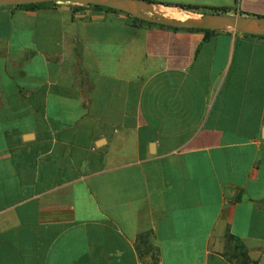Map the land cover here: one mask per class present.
<instances>
[{
    "label": "crops",
    "instance_id": "obj_1",
    "mask_svg": "<svg viewBox=\"0 0 264 264\" xmlns=\"http://www.w3.org/2000/svg\"><path fill=\"white\" fill-rule=\"evenodd\" d=\"M147 1L264 16L262 0ZM263 250L264 39L0 7V264H258Z\"/></svg>",
    "mask_w": 264,
    "mask_h": 264
},
{
    "label": "water",
    "instance_id": "obj_2",
    "mask_svg": "<svg viewBox=\"0 0 264 264\" xmlns=\"http://www.w3.org/2000/svg\"><path fill=\"white\" fill-rule=\"evenodd\" d=\"M42 3H69L81 6H101L120 11L143 22L177 29L232 31L264 37V16L197 13L184 20L166 16L156 8L167 7L147 0H0V7H18ZM258 264H264V250Z\"/></svg>",
    "mask_w": 264,
    "mask_h": 264
},
{
    "label": "trees",
    "instance_id": "obj_3",
    "mask_svg": "<svg viewBox=\"0 0 264 264\" xmlns=\"http://www.w3.org/2000/svg\"><path fill=\"white\" fill-rule=\"evenodd\" d=\"M235 2L237 0H234ZM150 3H155L153 1H149ZM56 3H42V4H34V5H24V6H18L17 8L20 9H24V10H35L37 8H40L41 6H51V5H55ZM157 4V3H156ZM75 5V4H74ZM163 5V4H162ZM166 6H170L169 4H164ZM79 7H90L92 9H96V10H105V11H112V12H116V13H122L120 11H116L110 8H106V7H101V6H81L78 5ZM181 9L187 10V11H193L195 13H201V14H205V13H221V14H228V9L227 8H212V9H208V11H204L207 10L205 7H200V6H193V5H179L178 6ZM124 15H127L125 13H122ZM129 18H131L133 20V22L135 23H139V24H147V25H156L153 23H147V22H143L139 19L133 18L130 15H127ZM156 26H160V27H166V26H162V25H156ZM172 28V27H170ZM175 30H179L177 28H172ZM180 30H188V31H199V32H203L206 35L209 34H214V33H218L219 31H211V30H198V29H180ZM252 37H258V38H262L264 39V37L261 36H252ZM234 240L236 242V246L241 250L242 255H246V251L244 246L240 243V241L234 237Z\"/></svg>",
    "mask_w": 264,
    "mask_h": 264
},
{
    "label": "rangeland",
    "instance_id": "obj_4",
    "mask_svg": "<svg viewBox=\"0 0 264 264\" xmlns=\"http://www.w3.org/2000/svg\"><path fill=\"white\" fill-rule=\"evenodd\" d=\"M246 1L247 0H245V1L244 0H237L236 2L234 1V3H235L236 6L238 5V7L239 6H241V7H247L248 5H253L252 7H254V11L255 12H262L260 10V5H261L262 2L259 1L257 3H254V2H251L250 1L251 2L250 3V2H246ZM262 1L264 2V0H262ZM164 6H166V5H164ZM178 6H179V4H170V6H167L166 8L172 9V11L175 14H178L180 16L190 17V16H193V15L197 14V13H195L193 11H187V10L181 9ZM257 14H260V13H257ZM263 14H264V12H263ZM255 16H257V15H255Z\"/></svg>",
    "mask_w": 264,
    "mask_h": 264
},
{
    "label": "bare ground",
    "instance_id": "obj_5",
    "mask_svg": "<svg viewBox=\"0 0 264 264\" xmlns=\"http://www.w3.org/2000/svg\"><path fill=\"white\" fill-rule=\"evenodd\" d=\"M159 12L165 14L166 16H169V17H173V18H176V19H179V20H184L188 17L186 16H180L178 14H175L172 9L170 8H164V7H158L156 8Z\"/></svg>",
    "mask_w": 264,
    "mask_h": 264
}]
</instances>
